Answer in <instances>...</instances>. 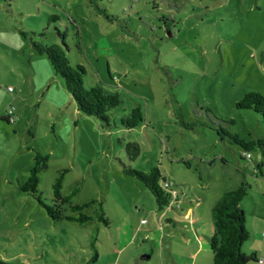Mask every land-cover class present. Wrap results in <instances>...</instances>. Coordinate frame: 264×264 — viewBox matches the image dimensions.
<instances>
[{
  "label": "rangeland",
  "instance_id": "rangeland-1",
  "mask_svg": "<svg viewBox=\"0 0 264 264\" xmlns=\"http://www.w3.org/2000/svg\"><path fill=\"white\" fill-rule=\"evenodd\" d=\"M61 33L70 62L87 68L85 86L120 93L110 126L78 110L47 54L34 48V41L60 43ZM248 92L264 95V0H0V258L141 264L163 237L176 250L191 249L181 241L190 220L210 256L212 206L246 180L251 237L242 248L264 259V156L218 133L264 137L262 115L237 106ZM137 104L144 122L124 127L122 116ZM12 107L15 122L6 118ZM133 142L136 159L127 152ZM37 150L49 155L43 201L54 204L53 184L68 169L62 193L78 188L73 203L96 200L84 210L93 220L54 221L37 195L22 190ZM154 165L175 184L166 210L124 171ZM100 206L109 226L97 218ZM64 212L78 214L68 204Z\"/></svg>",
  "mask_w": 264,
  "mask_h": 264
},
{
  "label": "trees",
  "instance_id": "trees-1",
  "mask_svg": "<svg viewBox=\"0 0 264 264\" xmlns=\"http://www.w3.org/2000/svg\"><path fill=\"white\" fill-rule=\"evenodd\" d=\"M94 2V0H91ZM100 9V8H99ZM58 15H52L51 19H57ZM61 42L46 44L34 41V48L41 54H47L54 71L61 76L65 82L67 90L72 95L77 108L83 114L95 116L102 121L104 126H110V111L123 102L119 92H111L103 86L95 85L90 88L85 86L84 76L87 68L84 64H72L67 56L68 45L66 35L60 34ZM239 108H253L259 112L264 119V95L259 92H248L237 102ZM8 119V117H7ZM144 113L140 104H137L129 114L121 118L122 125L126 128H134L144 122ZM9 121V119H8ZM221 137H228L230 140L241 146L246 152L260 149L264 156V137L247 140L238 132L221 127L218 130ZM127 152L130 159H136L140 154V146L133 142L127 144ZM249 153H246V156ZM49 155L41 151H36L34 164L31 167L27 181L22 185V190L37 195V199L42 204L48 215L54 220L67 219L78 223H86L94 219L93 215L86 214L85 208L93 205L96 200L86 203H73L72 197L77 193L75 188L70 195L64 196L62 193L65 173L68 169L60 171L53 184L54 204L48 205L43 201L39 191L40 174L48 167ZM124 171L142 181L155 197L159 210H166L172 205L175 184L170 187L165 186V182L171 180L167 177L158 165H154L150 170H141L132 167H125ZM250 184L244 180L236 188L223 193L212 206L211 213L215 225V232L210 240V249L214 264H249L250 261H257L255 252L249 254L243 250V244L251 237V231L247 226V214L242 205L243 199L248 195ZM68 204L77 215H68L64 212V206ZM97 218L107 226L110 221L106 216L102 206L97 212ZM95 247V246H94ZM95 248L93 261L98 259V251ZM0 264L6 262L0 258Z\"/></svg>",
  "mask_w": 264,
  "mask_h": 264
},
{
  "label": "crops",
  "instance_id": "crops-1",
  "mask_svg": "<svg viewBox=\"0 0 264 264\" xmlns=\"http://www.w3.org/2000/svg\"><path fill=\"white\" fill-rule=\"evenodd\" d=\"M186 216L189 217L188 215ZM168 221L175 220H173L172 217H169ZM188 227L191 229V233L186 234L185 232H183V234L181 235V241H183V243L187 246H191V249L183 248V250H176L174 247V243H172V241L170 240L167 245L165 243V237H163L161 239V246H158L156 249H152L149 255L143 254V263L141 264H149L150 261H152L153 264H214L212 253L210 256H208L207 250L202 245V242L198 237V230L192 223V220H190ZM192 228L195 229L197 237L193 234ZM170 236L175 239L176 233L175 235L172 233ZM254 252L257 254V262L260 263L259 259H261L262 254H260L256 250ZM167 255L169 256V258L167 257Z\"/></svg>",
  "mask_w": 264,
  "mask_h": 264
},
{
  "label": "built area",
  "instance_id": "built-area-1",
  "mask_svg": "<svg viewBox=\"0 0 264 264\" xmlns=\"http://www.w3.org/2000/svg\"><path fill=\"white\" fill-rule=\"evenodd\" d=\"M7 117H8V119H9V121H13V122H15V121L18 120L19 116H18L17 113L15 112V108H14V107L10 108V109L7 111ZM250 156H251L250 153L247 154V157H250ZM173 184H174V182H173L172 180H168L167 182H165V186H166V187H170V186L173 185ZM145 222H146V221L143 220V223H145ZM263 261H264V259H261V262H263Z\"/></svg>",
  "mask_w": 264,
  "mask_h": 264
}]
</instances>
